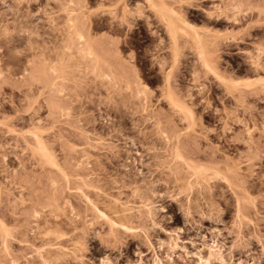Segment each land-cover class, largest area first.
<instances>
[{
	"label": "rangeland",
	"instance_id": "obj_1",
	"mask_svg": "<svg viewBox=\"0 0 264 264\" xmlns=\"http://www.w3.org/2000/svg\"><path fill=\"white\" fill-rule=\"evenodd\" d=\"M3 1L0 264H264V0Z\"/></svg>",
	"mask_w": 264,
	"mask_h": 264
},
{
	"label": "bare ground",
	"instance_id": "obj_2",
	"mask_svg": "<svg viewBox=\"0 0 264 264\" xmlns=\"http://www.w3.org/2000/svg\"><path fill=\"white\" fill-rule=\"evenodd\" d=\"M4 1H6V0H4ZM149 1L152 2V0H149ZM160 11L164 12L165 15H167V14L171 15L172 14L170 11H166V10H163V9H160ZM173 16H174V14H173ZM168 27H169L170 33L172 34V36L174 38L178 35V33H180V32L184 33L186 28L193 29L183 18L178 17L176 15H175V19L171 20L169 22ZM80 37L83 38L82 35H80ZM214 258H217L218 261H220L222 263L225 262L223 256L220 254V252H217V251H215L214 249L211 248L210 249V254H209V259H207V262L211 261Z\"/></svg>",
	"mask_w": 264,
	"mask_h": 264
}]
</instances>
